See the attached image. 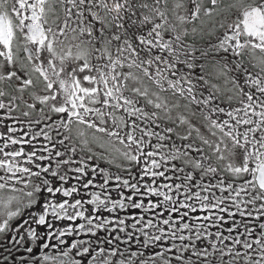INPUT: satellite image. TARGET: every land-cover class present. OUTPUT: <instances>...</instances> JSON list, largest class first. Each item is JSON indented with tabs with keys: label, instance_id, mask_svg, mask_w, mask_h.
I'll return each mask as SVG.
<instances>
[{
	"label": "snow or ice",
	"instance_id": "snow-or-ice-1",
	"mask_svg": "<svg viewBox=\"0 0 264 264\" xmlns=\"http://www.w3.org/2000/svg\"><path fill=\"white\" fill-rule=\"evenodd\" d=\"M0 264H264V0H0Z\"/></svg>",
	"mask_w": 264,
	"mask_h": 264
},
{
	"label": "flooded vegetation",
	"instance_id": "flooded-vegetation-1",
	"mask_svg": "<svg viewBox=\"0 0 264 264\" xmlns=\"http://www.w3.org/2000/svg\"><path fill=\"white\" fill-rule=\"evenodd\" d=\"M99 150V149H98Z\"/></svg>",
	"mask_w": 264,
	"mask_h": 264
}]
</instances>
